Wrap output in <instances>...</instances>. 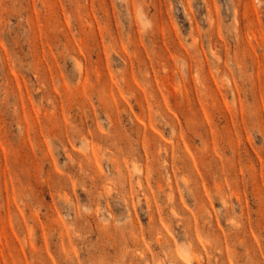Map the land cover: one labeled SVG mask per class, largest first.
Listing matches in <instances>:
<instances>
[{
	"label": "rangeland",
	"instance_id": "374dc122",
	"mask_svg": "<svg viewBox=\"0 0 264 264\" xmlns=\"http://www.w3.org/2000/svg\"><path fill=\"white\" fill-rule=\"evenodd\" d=\"M0 264H264V0H0Z\"/></svg>",
	"mask_w": 264,
	"mask_h": 264
},
{
	"label": "bare ground",
	"instance_id": "6f19581e",
	"mask_svg": "<svg viewBox=\"0 0 264 264\" xmlns=\"http://www.w3.org/2000/svg\"><path fill=\"white\" fill-rule=\"evenodd\" d=\"M134 170H137L135 167H134ZM140 187V186H139Z\"/></svg>",
	"mask_w": 264,
	"mask_h": 264
}]
</instances>
